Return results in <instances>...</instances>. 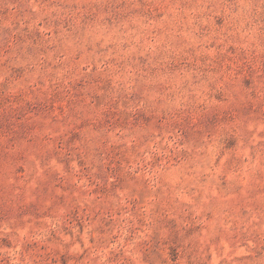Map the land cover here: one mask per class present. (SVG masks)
I'll return each instance as SVG.
<instances>
[{
  "label": "rangeland",
  "instance_id": "1",
  "mask_svg": "<svg viewBox=\"0 0 264 264\" xmlns=\"http://www.w3.org/2000/svg\"><path fill=\"white\" fill-rule=\"evenodd\" d=\"M0 264H264V0H0Z\"/></svg>",
  "mask_w": 264,
  "mask_h": 264
}]
</instances>
